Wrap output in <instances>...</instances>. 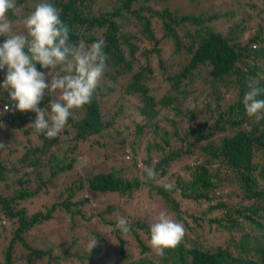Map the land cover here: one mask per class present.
<instances>
[{
	"label": "trees",
	"instance_id": "trees-1",
	"mask_svg": "<svg viewBox=\"0 0 264 264\" xmlns=\"http://www.w3.org/2000/svg\"><path fill=\"white\" fill-rule=\"evenodd\" d=\"M41 2L45 0H16V8L8 13L16 34L25 32L24 17ZM47 2L60 10L61 20L69 25L70 42L90 45L104 39L109 58L91 103L73 110L65 129L53 139L36 133L29 125L35 113L4 112L3 106L11 107L12 102L0 88V143L6 144V152L0 154V212L17 222L5 249L4 264L11 263L14 240L28 248V264H40L35 261L44 256L52 262L61 259L59 249L66 246L57 243L54 254L51 247L29 244L23 234L37 223L52 220L57 207L69 214L78 212L70 210L71 205L85 199L73 201L74 193L67 187L64 199L54 201L43 212H28L24 203L50 193L55 180L72 168L79 155L75 149L78 144L85 146L89 156L110 147L113 159L128 158L137 150V137L147 128L160 135V142L154 141L152 146L161 154L153 160L151 145L146 143L142 162L157 171L155 180L144 181L143 169L136 166L138 161L131 155L130 177L120 174L122 167L97 168L85 178V188L129 196L135 188L154 191L159 207L183 223L186 231L176 248L166 249L159 256L148 245L151 224L146 220L126 219L130 226L127 234L116 228L117 220L107 221L115 226L117 244L112 245L126 260L124 264H264V119L249 118L243 104L250 85L261 89L257 99H264V0H248L242 6L237 3L235 8L225 9L221 2L214 1L212 10L198 0ZM181 4L186 10L193 5L191 11L179 14L177 5ZM168 45L171 53L163 59L161 49ZM152 59L160 67L157 74ZM3 79L4 72H0V83ZM53 99L56 97L46 94L41 106L50 111ZM198 111H207L208 115L197 117ZM131 135L135 138L130 140ZM172 139L179 142L178 148H173ZM189 155L198 159L193 167L182 161ZM13 156L15 163H11ZM108 159L103 152L99 161L104 166ZM181 161V168L189 170L188 179L176 175L171 190L156 184L170 176L168 167L172 163ZM217 164L223 171L211 169ZM225 185L232 188L223 194L219 188ZM83 186L80 182L77 188ZM176 194L207 202L206 211H219L221 218L213 217L207 223L222 227L226 242L205 244L203 233L196 232L203 218L191 217L192 224H188L182 218ZM155 208L153 213L158 216ZM96 237L101 249L105 241L99 234ZM130 243L136 253L125 252ZM106 253L107 249H92L84 257L88 264L93 258L100 264ZM77 259L83 261L80 255Z\"/></svg>",
	"mask_w": 264,
	"mask_h": 264
},
{
	"label": "clouds",
	"instance_id": "clouds-1",
	"mask_svg": "<svg viewBox=\"0 0 264 264\" xmlns=\"http://www.w3.org/2000/svg\"><path fill=\"white\" fill-rule=\"evenodd\" d=\"M16 0H0V72H4L0 88L8 93L12 102L4 105V112H33L35 119L29 125L46 138H56L66 127L73 110L91 103L93 93L106 68L108 54L106 42L97 39L90 45L83 41L70 42V27L61 20L60 10L52 3H38L23 19L25 32L16 34L8 13L16 8ZM39 66V67H38ZM243 98L244 109L249 118L264 119V99H257L261 89L249 86ZM55 96L50 111L42 107L45 95ZM5 145L0 143V149ZM86 160L81 165H86ZM145 182L155 180L157 171L142 162ZM171 190L174 185H164ZM116 228L122 234L130 232L124 217H119ZM183 223L161 211L150 225L148 245L163 256L166 249L176 248L185 235ZM92 239L87 244L89 252L97 245Z\"/></svg>",
	"mask_w": 264,
	"mask_h": 264
},
{
	"label": "rangeland",
	"instance_id": "rangeland-1",
	"mask_svg": "<svg viewBox=\"0 0 264 264\" xmlns=\"http://www.w3.org/2000/svg\"><path fill=\"white\" fill-rule=\"evenodd\" d=\"M203 2V4L210 7V9H214L212 7V3L215 1L216 4L221 2V7L223 9L230 7L235 8L237 3L242 6L244 1L248 0H198V2ZM252 1V0H249ZM179 6V7H178ZM193 5H189L188 10H186V6L183 4L177 5L178 13L182 14L189 13L192 9ZM176 8V7H175ZM146 47H150L147 45ZM171 46H163L161 49L162 58L165 59L168 57V54L171 53ZM175 61V59H173ZM151 65L153 66V72L157 74L160 70V67L157 65V60H151ZM176 66V65H174ZM172 66V67H174ZM171 67V68H172ZM164 89L163 83H161V91ZM160 93V92H159ZM224 99H228L224 97ZM54 100V99H53ZM52 100V101H53ZM204 115H208V112L198 111L196 116L203 117ZM131 118L128 117V120ZM128 124V123H127ZM120 131L124 132L122 128H119ZM19 134V133H18ZM20 135V134H19ZM16 138V135L14 134ZM132 135L129 137L131 140ZM138 146L135 153H133V159L144 162L143 158L145 157V146L146 143L151 145L149 154L152 156V159L157 155L161 154L160 149L152 146L154 141L160 142V135L158 133L154 134L150 128L146 129V132L137 137ZM131 142V141H130ZM133 143V142H132ZM173 148H178L179 142L176 140L171 141ZM135 145V143H133ZM4 149L0 150V154H4L6 151V144ZM136 146V145H135ZM164 148V146H163ZM78 150L79 155L76 156L75 162L71 169H66L64 173L55 180L56 185L50 191L48 195L36 196L31 200L26 201L24 204L28 210V212L35 211H44L47 206H49L54 201H61L66 196L67 187L71 188V192L74 193L72 196V200L85 199L84 201H80L76 206L70 207V210L77 209L78 212H73L69 214L64 212L63 208L57 207L55 212L53 213V219L47 223H37L30 230L26 231L23 236L28 240L29 244L33 246H38L39 248H49L53 249V253L56 254V249L54 250V245L59 243L62 247L60 248L58 254L61 259L57 261H47L45 256L35 261L40 264H88L86 258L84 257L89 253L87 249V244L90 240L96 239V235L99 234V237L103 239L104 244H101V249H98L99 244H97L93 249L94 250H104L107 249L108 253H106L104 259V263L99 262L100 264H124L126 260L120 256L117 248H113L112 244H117L115 237L113 236L115 226L111 224V222L118 220L119 217H124L125 219H139L143 218L146 220L148 224H152L155 222L158 217L153 213L155 211V206L158 207V211H164L161 207V203L158 201L159 197L157 194L150 192L146 188L138 189L135 188L131 192V195H126V193L119 195L116 192H105V193H97L90 192L86 190L85 178L88 177L91 173H95L99 168L109 169L110 165L113 169L117 167H122L123 171L120 174H124L126 177H130L132 175L131 168L129 165L131 164V155L126 158L123 156V159H113V150L110 147H106L105 149L98 150L99 154H94V156L88 155V150L85 148L83 144H78L76 148ZM108 150V151H106ZM166 150V149H165ZM105 153L108 160H105L104 166H102L103 162H100L99 159L102 157V153ZM19 154V150L15 151V155ZM130 154V153H129ZM195 155V154H194ZM194 155H189V157L183 158L182 161L188 163L190 167H193L198 159L194 157ZM258 157V156H256ZM257 159V158H256ZM260 159V157H258ZM86 160V165L82 166L81 162ZM172 163L168 167V173L170 176L168 178H164V181H159L156 184L166 185L173 184L175 185L176 175H182L183 178L188 179V169L184 170L181 168L184 162ZM15 156L11 158V163H15ZM138 162L136 166H138ZM216 167L220 168L223 171V168L220 167V164L212 165L211 169H215ZM140 172V171H139ZM138 172V175H139ZM119 175V174H118ZM80 182L84 183L83 188H77L80 185ZM3 183L0 182V191L2 190ZM232 185L222 186L219 188L223 194H226L230 191ZM7 193V192H6ZM5 193V194H6ZM177 196V200L179 201V206L182 214V218L188 220V224H192L190 221L191 217L201 216L202 226L197 228L196 232L201 234L203 233L205 244L207 245H216L225 243L227 240V236L222 227L218 226L216 222L207 223L208 219L213 217L221 218L218 214L219 211H206L208 203L203 200H191L189 198L183 199ZM72 212V211H69ZM102 220H105L103 222ZM111 221V222H107ZM17 226V222L15 218L5 217L0 212V264H4L5 257V249L9 239L13 236L14 230ZM108 241V242H107ZM131 242V241H130ZM111 243V244H110ZM111 245V248L109 247ZM109 247V248H108ZM56 251V252H55ZM61 252H64L63 254ZM125 252H129L131 254L136 253V248L132 243H130L129 247H126ZM28 253V248H25L18 240H14L11 250V263L10 264H28L25 257ZM71 253H77L83 258L82 260L75 258ZM118 253V254H117ZM98 263L96 258H93L92 264Z\"/></svg>",
	"mask_w": 264,
	"mask_h": 264
},
{
	"label": "built area",
	"instance_id": "built-area-1",
	"mask_svg": "<svg viewBox=\"0 0 264 264\" xmlns=\"http://www.w3.org/2000/svg\"><path fill=\"white\" fill-rule=\"evenodd\" d=\"M4 107V106H3Z\"/></svg>",
	"mask_w": 264,
	"mask_h": 264
}]
</instances>
